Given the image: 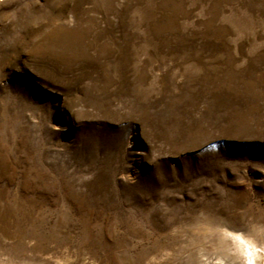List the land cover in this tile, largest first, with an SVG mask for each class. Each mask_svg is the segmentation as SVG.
I'll return each mask as SVG.
<instances>
[{"label":"rangeland","instance_id":"rangeland-1","mask_svg":"<svg viewBox=\"0 0 264 264\" xmlns=\"http://www.w3.org/2000/svg\"><path fill=\"white\" fill-rule=\"evenodd\" d=\"M262 261L264 0H0V264Z\"/></svg>","mask_w":264,"mask_h":264},{"label":"bare ground","instance_id":"bare-ground-1","mask_svg":"<svg viewBox=\"0 0 264 264\" xmlns=\"http://www.w3.org/2000/svg\"><path fill=\"white\" fill-rule=\"evenodd\" d=\"M226 236H230V237H232L234 240H236V242L239 244V247L241 248V249H244L245 250V247H247V246H245V241H244V238L241 236V235H231V234H229V233H226ZM238 247V246H237ZM249 247V246H248ZM251 247V246H250ZM249 247V248H250ZM246 253V251H244V254ZM250 263V262H249ZM260 263V262H259ZM258 262H257V264H259ZM262 264H263V261H262Z\"/></svg>","mask_w":264,"mask_h":264}]
</instances>
